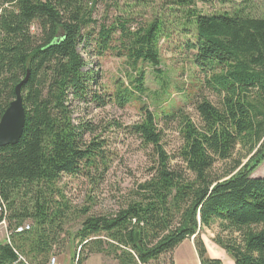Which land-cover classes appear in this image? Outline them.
<instances>
[{
  "label": "trees",
  "instance_id": "1",
  "mask_svg": "<svg viewBox=\"0 0 264 264\" xmlns=\"http://www.w3.org/2000/svg\"><path fill=\"white\" fill-rule=\"evenodd\" d=\"M122 1L0 0V119L29 74L21 90L22 138L0 148V205L6 207L0 223L6 220L11 233L9 243L0 241V264H49L67 241L80 249L74 264L95 254L118 264H157L191 239L200 264H224L209 256L201 238L202 230L214 226L219 230L214 243L234 264H264V177L254 176L264 163V15H253L252 0L211 14L198 4L214 0H162L150 19L129 10L96 32L97 6L118 8ZM130 1L132 8L149 5ZM175 34L186 38L187 59L218 104L200 96L196 123L182 107L168 108L167 100L157 99L155 112L142 106L139 123H114L153 150L150 177L118 213L87 217L70 235L66 227L75 209L62 179L83 177L97 184L112 162L100 136L85 141L96 128L75 124L71 102L98 108L140 102L149 91L144 67L163 78L161 41ZM90 42L98 56L111 52L125 60L124 77L112 94L93 90L98 74L79 51ZM159 118L180 123L182 146L173 156L162 144ZM228 161L232 167L215 174L216 165ZM27 222L30 230L17 233Z\"/></svg>",
  "mask_w": 264,
  "mask_h": 264
},
{
  "label": "rangeland",
  "instance_id": "2",
  "mask_svg": "<svg viewBox=\"0 0 264 264\" xmlns=\"http://www.w3.org/2000/svg\"><path fill=\"white\" fill-rule=\"evenodd\" d=\"M147 1L149 2L147 8H132L133 2L130 0H123L118 8L112 7L110 3H100L93 15V19L96 21L94 25L96 32L100 30L102 24L110 25L116 16L124 15L129 10L135 11L136 14H144L145 19L152 18L153 14L160 12L162 0ZM242 1L244 0H214L208 6L198 4V8L207 14L230 12ZM252 7L253 15H264V0H252ZM141 19L139 18V21ZM32 31L35 33L36 27H33ZM185 42L186 38L178 34L161 41L162 66L160 69L164 72V76L159 79L151 67H144L147 77L146 87L149 91L140 102L132 101L124 108H119L115 104L98 108L95 103L82 104L74 100L71 102L75 124L91 123L96 128L94 134H85V141L90 142L100 136L108 144L107 150L110 151L112 162L103 179L97 184L83 177H64L62 179L60 186L63 188L67 200L75 209V214L66 227V232L70 235L80 229L81 222L87 217L113 216L118 213L130 202L137 185L150 177L154 160L153 150L145 148L138 137L118 130L114 123H120L124 127L139 123L142 118V106L147 105L150 111L155 112L157 111V99L167 100L168 102H164V106L168 108L182 107L196 123H199V117L195 111V103L200 96L218 104V98L202 87V77L193 70L187 59L190 57L189 53L182 47ZM79 51L89 68L98 74V81L96 85H93V90L100 94H103L104 91H108V94L114 93V83L124 77L125 60L116 58L111 52H107L103 57L98 56L94 42H90L85 49L83 46L80 47ZM127 83V80L124 79L125 87ZM188 96L191 98L188 99ZM158 128L162 132V144L165 150L171 156L177 154L182 146L179 121L159 118ZM176 163L179 161L174 160L173 164ZM232 165V161L219 162L214 172L217 175H222ZM254 176L264 177V163L256 170ZM86 208L89 209L87 214L82 212ZM27 223L30 224V222ZM218 234L217 226L204 229L201 232V238L212 256L217 255L221 249L214 243ZM3 237L4 232L0 230V241ZM192 242L194 243L193 239L185 241L176 251V264H199L196 254L190 248ZM76 244L74 241L70 243L67 241L64 252L55 249L52 258H56L57 264H74L75 254L77 253L76 256H78L80 252V249L76 248ZM171 259H174L173 254L162 257L157 264H169ZM230 260L231 258L225 253V261ZM85 264H118V262L105 254H95L91 255ZM226 264L230 263L226 262Z\"/></svg>",
  "mask_w": 264,
  "mask_h": 264
},
{
  "label": "water",
  "instance_id": "3",
  "mask_svg": "<svg viewBox=\"0 0 264 264\" xmlns=\"http://www.w3.org/2000/svg\"><path fill=\"white\" fill-rule=\"evenodd\" d=\"M29 79V74L26 80L20 83L16 89V99L10 104L0 119V148L6 146H15L22 138L26 115L23 107L22 87Z\"/></svg>",
  "mask_w": 264,
  "mask_h": 264
},
{
  "label": "built area",
  "instance_id": "4",
  "mask_svg": "<svg viewBox=\"0 0 264 264\" xmlns=\"http://www.w3.org/2000/svg\"><path fill=\"white\" fill-rule=\"evenodd\" d=\"M0 213H3L6 215V207L4 204L0 205ZM30 228H31L30 224H25L21 227H18L16 229V232L17 233H23L25 231H29ZM0 230L4 232V237L2 238L1 241L9 243L11 241L10 240L11 233L8 231V224H7L6 220H4L3 222L0 223ZM20 260L25 261V259L21 256H20ZM49 264H57L56 258H52L50 260Z\"/></svg>",
  "mask_w": 264,
  "mask_h": 264
},
{
  "label": "crops",
  "instance_id": "5",
  "mask_svg": "<svg viewBox=\"0 0 264 264\" xmlns=\"http://www.w3.org/2000/svg\"><path fill=\"white\" fill-rule=\"evenodd\" d=\"M187 241H189V240H187ZM187 241H186V242H187ZM182 244H184V242H183ZM182 244L177 248V250L182 246ZM190 245H191L190 248H191L192 252H194V253L196 254V258L198 259V263L200 264V262H199V258H198V255H197V252H196V250H195V245H194V243L192 242V243H190ZM177 250H176V251H177ZM176 251H175V253H176ZM207 251H208L209 255H210L212 258L220 259V260L223 261L224 264H226V262H228V263H230V264H234V262H233L232 260H230V261H225V252H224L222 249H220V250L218 251V254H217V255H214V256H212V255L210 254V251H209L208 247H207ZM175 253L173 254V256H174V262H175V264H176V261H175ZM194 253H193V254H194Z\"/></svg>",
  "mask_w": 264,
  "mask_h": 264
},
{
  "label": "bare ground",
  "instance_id": "6",
  "mask_svg": "<svg viewBox=\"0 0 264 264\" xmlns=\"http://www.w3.org/2000/svg\"><path fill=\"white\" fill-rule=\"evenodd\" d=\"M3 214V213H2Z\"/></svg>",
  "mask_w": 264,
  "mask_h": 264
}]
</instances>
